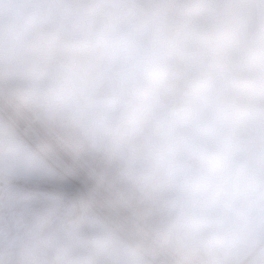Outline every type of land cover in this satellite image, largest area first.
Returning <instances> with one entry per match:
<instances>
[{"label":"clouds","instance_id":"1","mask_svg":"<svg viewBox=\"0 0 264 264\" xmlns=\"http://www.w3.org/2000/svg\"><path fill=\"white\" fill-rule=\"evenodd\" d=\"M0 264H264V0H0Z\"/></svg>","mask_w":264,"mask_h":264},{"label":"rangeland","instance_id":"2","mask_svg":"<svg viewBox=\"0 0 264 264\" xmlns=\"http://www.w3.org/2000/svg\"><path fill=\"white\" fill-rule=\"evenodd\" d=\"M22 133L30 148L28 165L35 176V182L27 190L28 203L31 207H37L46 202L51 192L49 175L63 169L70 163V157L65 147L41 123L35 120L25 121L22 124ZM89 171L90 166L81 169L74 181L77 187L81 186Z\"/></svg>","mask_w":264,"mask_h":264}]
</instances>
